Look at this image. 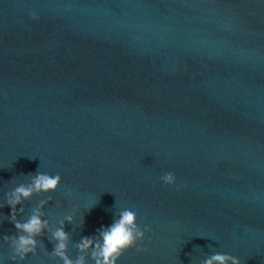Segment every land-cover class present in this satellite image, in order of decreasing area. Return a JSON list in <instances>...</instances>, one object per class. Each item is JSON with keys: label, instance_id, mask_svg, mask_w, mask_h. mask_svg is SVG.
Segmentation results:
<instances>
[{"label": "water", "instance_id": "1", "mask_svg": "<svg viewBox=\"0 0 264 264\" xmlns=\"http://www.w3.org/2000/svg\"><path fill=\"white\" fill-rule=\"evenodd\" d=\"M0 167L8 236L42 172L17 218L51 196L72 259L128 208L150 230L117 264H264V0H0ZM37 239L10 264H62Z\"/></svg>", "mask_w": 264, "mask_h": 264}, {"label": "clouds", "instance_id": "2", "mask_svg": "<svg viewBox=\"0 0 264 264\" xmlns=\"http://www.w3.org/2000/svg\"><path fill=\"white\" fill-rule=\"evenodd\" d=\"M61 179L59 174L50 175L38 172L32 176L29 183H21L6 194V203L12 210L9 220L14 224L16 232L19 233L16 236L6 235L4 237L13 249V260L17 257L24 260L29 254L35 255L40 243L37 238L44 236L46 231L51 234V241L54 244V250L50 255L53 258H58L62 264H88L89 257L93 264H117L124 252L134 247L138 241H143L145 232L150 229L147 226L142 229L137 223V212L128 208L120 211L118 218L110 226L99 229L97 235L82 237L75 244L80 253L75 259L68 255L70 234L64 230V221H61L60 226L52 230L49 221L43 219L42 209L49 203L51 196L47 200L42 199L32 209L26 221L18 220V211L20 213L24 211L22 207L17 210L18 205H22L24 201L30 200L34 195L57 191ZM161 179L164 184L173 185L176 178L174 173L169 172ZM64 219L68 223L73 222L72 215H68ZM201 264H240V260L229 254L215 253L207 255Z\"/></svg>", "mask_w": 264, "mask_h": 264}]
</instances>
